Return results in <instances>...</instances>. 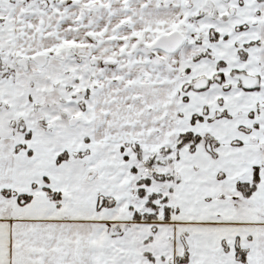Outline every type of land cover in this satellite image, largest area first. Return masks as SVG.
<instances>
[{
	"label": "snow or ice",
	"instance_id": "obj_1",
	"mask_svg": "<svg viewBox=\"0 0 264 264\" xmlns=\"http://www.w3.org/2000/svg\"><path fill=\"white\" fill-rule=\"evenodd\" d=\"M0 264H264V0H0Z\"/></svg>",
	"mask_w": 264,
	"mask_h": 264
}]
</instances>
